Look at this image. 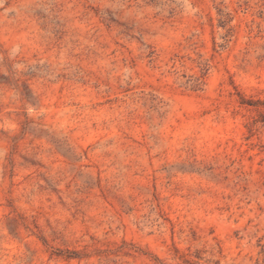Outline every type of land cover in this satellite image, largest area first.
I'll return each instance as SVG.
<instances>
[{
	"label": "rangeland",
	"instance_id": "rangeland-1",
	"mask_svg": "<svg viewBox=\"0 0 264 264\" xmlns=\"http://www.w3.org/2000/svg\"><path fill=\"white\" fill-rule=\"evenodd\" d=\"M0 264H264V0H0Z\"/></svg>",
	"mask_w": 264,
	"mask_h": 264
}]
</instances>
